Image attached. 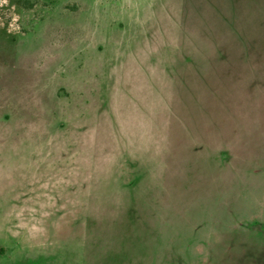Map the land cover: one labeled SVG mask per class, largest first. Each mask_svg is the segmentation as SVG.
Segmentation results:
<instances>
[{
  "label": "rangeland",
  "instance_id": "374dc122",
  "mask_svg": "<svg viewBox=\"0 0 264 264\" xmlns=\"http://www.w3.org/2000/svg\"><path fill=\"white\" fill-rule=\"evenodd\" d=\"M0 264H264V0H0Z\"/></svg>",
  "mask_w": 264,
  "mask_h": 264
}]
</instances>
